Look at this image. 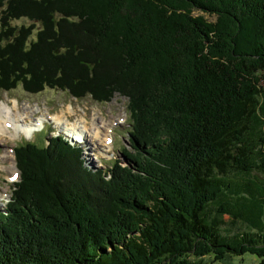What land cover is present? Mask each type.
Segmentation results:
<instances>
[{
  "label": "trees",
  "instance_id": "16d2710c",
  "mask_svg": "<svg viewBox=\"0 0 264 264\" xmlns=\"http://www.w3.org/2000/svg\"><path fill=\"white\" fill-rule=\"evenodd\" d=\"M20 80L98 102L124 88L138 163L122 149L130 169L92 173L60 135L16 146L0 264L263 256L264 0H0V91Z\"/></svg>",
  "mask_w": 264,
  "mask_h": 264
},
{
  "label": "rangeland",
  "instance_id": "374dc122",
  "mask_svg": "<svg viewBox=\"0 0 264 264\" xmlns=\"http://www.w3.org/2000/svg\"><path fill=\"white\" fill-rule=\"evenodd\" d=\"M195 14L203 16L210 22H213L215 19L213 16L202 13ZM69 20L75 21V18H70ZM30 24V20H26L25 18L11 22V25L16 27L28 26ZM38 26L39 25L36 24V29L33 31L31 39L35 38ZM71 26L72 25H68L69 28ZM105 68L107 67H104L101 70H105ZM123 91L124 88L121 90L112 88L105 91L108 95L105 97L109 98L103 102L94 100L90 95L82 97V99L72 98L61 90L50 88H45L42 92L32 94L25 91L21 80L18 81L15 89L8 92L0 91L1 107L2 105L7 106V104H9V107L15 114L27 113L26 115L31 116L33 120L36 118V122L39 121V117H44V126L40 128V131L34 133L31 138H26L22 135L11 137L9 133L4 134L3 136L0 135V211L4 209L6 203L10 200L13 182L15 183L18 180V178L12 179L15 176L11 178L9 175L10 173L4 170L5 168L10 167V162H7L6 156L7 158L8 156H11L9 153L14 151V148L18 145L34 143L41 146L42 143L45 142V139L61 135L70 145L79 146L81 149L79 156L82 167L92 173L99 169L107 170L117 158L122 162L121 167L128 169L129 167L127 166L128 163L125 157H122L119 152L120 150L122 151V149L127 150L128 156L126 157H129V160H133L134 164L138 163V160L136 159L138 157L135 155L136 149L133 148L131 141H129L128 132L130 130V121L127 113L128 97L125 96ZM15 103L17 108L15 107ZM68 108H71L73 111L71 115H69V113H63L65 115L64 118H67L68 124L75 122L81 123L80 121L84 120L86 127L88 126L87 128H89L88 130H90L93 122L95 125L98 124L99 126L104 124V129L101 135H105L104 139L107 137L111 140L112 144L110 145V148L103 147L109 145L104 142V139L103 141L93 140L91 134L90 137H85V142H83V144L76 141L74 142V140L72 141L70 138L64 136V134L69 135L68 132L65 130H59L55 126V123L49 120V118H51V116L63 115L60 112L66 111ZM28 123L33 122L29 121ZM75 138L80 140L81 137L76 136ZM99 139H101V136ZM14 165L16 169V164L14 163ZM132 172L138 174L134 170H132ZM253 174L258 178H264V172L255 170ZM218 218L223 222L222 230L224 231L227 230L229 233H233L234 231H237V229L240 231L243 230V227L239 223L234 224L233 221L229 220L227 215H220ZM231 223L233 225H231ZM191 259L196 261L201 260L204 264H259L261 261H264V254L263 256L258 257L257 255H253V253H245L239 256H225L223 260H217L213 255Z\"/></svg>",
  "mask_w": 264,
  "mask_h": 264
},
{
  "label": "bare ground",
  "instance_id": "6f19581e",
  "mask_svg": "<svg viewBox=\"0 0 264 264\" xmlns=\"http://www.w3.org/2000/svg\"><path fill=\"white\" fill-rule=\"evenodd\" d=\"M15 107L17 108V105L15 103ZM61 114L63 113H69V115H71L73 113V111L71 110V108L66 109V111H61ZM25 114H18V113H14L11 108L9 107V104H7V106L2 105V107L0 106V135H4L9 133V135L11 137H15V136H19L22 135L26 138H31V136L34 134L35 131H39L40 128H42L44 126L43 121H44V117L41 116L39 117V121L36 122V118L33 120L31 116H28ZM65 115H56V116H51V118H49V120L53 121V123H55V126L59 129V130H65L66 132H68V136L69 138L74 142H79L80 144H83V142H85V137L89 136L90 134L92 135L91 138L94 140H102L104 139L105 135H101V133L103 132V127L104 124H102V126H99L98 124L95 125V123L93 122L91 124L90 130H88L89 128L86 127V123L84 122V120H81V123H72V124H68L67 122V118H64ZM29 121H32L33 123H28ZM66 135V134H64ZM81 137L80 140L76 139L75 137ZM101 136V139H99ZM104 142L106 144H109L108 146H103L105 148H110V145L112 144L110 142V140L106 137L104 139ZM11 156H6V160L7 162H10V167L5 168L4 170H6L8 173H10L9 175L11 176V178L13 176H18L19 172L18 170L15 169V165L16 164L15 161V156H14V152L11 151L9 153ZM14 162V163H13Z\"/></svg>",
  "mask_w": 264,
  "mask_h": 264
}]
</instances>
